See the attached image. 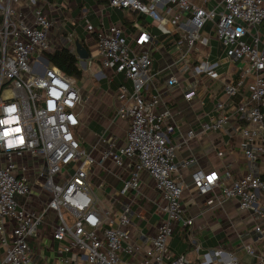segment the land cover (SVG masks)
<instances>
[{
	"label": "built area",
	"instance_id": "2783aa9c",
	"mask_svg": "<svg viewBox=\"0 0 264 264\" xmlns=\"http://www.w3.org/2000/svg\"><path fill=\"white\" fill-rule=\"evenodd\" d=\"M41 1L0 0L1 264H40L29 241L38 236L50 213L51 239L59 243L55 264H264V36L259 28L264 0H107L108 7L149 18L162 35L175 37L173 63L178 73L170 75L166 85H178L179 75L191 72L196 79L183 92L185 100L197 95L201 74L223 84V97L214 102L215 114L201 123V130L230 125L240 138L247 170L234 177L228 168L221 173L198 168L191 172V181L209 207L236 199L239 208L253 216L250 232L256 237L254 243L235 250L224 246L201 254L196 250L193 261L169 249L175 226L185 229L193 224L181 203L185 188L181 171L196 160L175 161L170 109L158 111L159 97L149 91L155 81L151 67L156 37L145 26L132 34L122 22L111 23L97 32L93 55L81 62L86 67L98 63L95 73L106 70L109 81L122 78L116 114L128 122L125 141L102 137L98 163L109 160L128 174L107 208L98 203L90 184L97 160L77 136L83 95L73 77L46 63L55 20L43 11ZM206 25L208 32L202 31ZM211 33L225 56L240 62L236 78L219 76L209 63ZM192 56H198V63L191 64ZM217 154L224 155L221 150ZM141 171L154 180L163 216L145 244L136 243L130 232L133 198L119 200L138 192Z\"/></svg>",
	"mask_w": 264,
	"mask_h": 264
},
{
	"label": "crops",
	"instance_id": "0c3cea01",
	"mask_svg": "<svg viewBox=\"0 0 264 264\" xmlns=\"http://www.w3.org/2000/svg\"><path fill=\"white\" fill-rule=\"evenodd\" d=\"M58 1L57 6L45 3L44 0L40 2V5L49 17L56 21L60 19L64 21V31L71 34L73 45L78 39L86 48L94 47L93 39L97 32L102 27L106 29L111 23L118 22H122L129 33L136 34L138 27L145 26L156 37L152 47L151 67L155 81L149 86V91L159 97L158 111L166 107L170 109L169 120L174 125L170 140L177 146L175 161L179 162L189 157H194L196 160L187 169L181 171V178L185 184L181 203L186 216L194 219L193 224L185 229L179 224L175 226L169 249L175 256L184 254L193 261L196 250L200 254L211 252L220 246L235 250L242 244L254 243L256 235L250 232L253 224V216L250 212L240 209L236 199H225L217 207L207 206L204 196L196 192L191 181V172L198 168L205 171L216 170L219 173L228 168L234 177L242 176L247 170V163L238 145L240 138L237 133L232 132L230 125L216 131L202 132L201 130V123L207 122L215 114L214 102L223 97L222 82L201 74L196 85L197 95L192 100H185L183 92L196 79L191 72L180 74L178 85L173 87L166 85V79L178 73L173 63L176 55L174 36L162 35L149 18L108 7L107 0H78L76 3L71 0L68 4H63L62 0ZM100 18H102V25ZM168 18L171 21L173 19L172 16ZM208 30L210 29L206 25L202 31L208 32ZM68 48L75 53L70 46ZM90 54L93 55L92 52ZM197 57L192 56V65L198 63ZM208 61L219 76L228 74L236 78L241 66L240 62L225 56L212 33ZM80 64L93 72L99 70L96 62L88 67L79 62ZM103 73L109 74L106 70ZM103 73H99L100 76L96 79L100 85L90 87L83 95L84 100L79 115L82 119L80 140L97 160L90 172L92 191L95 194L92 187L95 183L97 189L102 191L108 201L112 193L117 192L121 179L127 177L128 171L113 165L109 160L98 163L100 152L104 147L101 138L110 136L119 144H123L128 122L116 114L120 104L117 84L109 81V77H104ZM189 131L190 136L187 135ZM219 150L224 153L222 157L217 154ZM139 176L138 192L120 197L119 200L133 198L130 232L136 243L145 244L155 234L163 216L157 208L159 193L155 188L154 180L145 171H141ZM30 179L33 181V177ZM33 188V195H35L36 188L35 186ZM51 221H53L52 213L47 216V224L39 227L38 236L29 241L33 254L40 264H55V254L59 243L51 239L53 230ZM238 254L241 259H247L242 251H238ZM2 255L3 248L0 246V264ZM128 257L123 252L122 258L127 260Z\"/></svg>",
	"mask_w": 264,
	"mask_h": 264
},
{
	"label": "rangeland",
	"instance_id": "374dc122",
	"mask_svg": "<svg viewBox=\"0 0 264 264\" xmlns=\"http://www.w3.org/2000/svg\"><path fill=\"white\" fill-rule=\"evenodd\" d=\"M89 9V7H87ZM83 22V21H81ZM64 21L63 20H58L56 21L55 20V28L53 29V35H50L51 37V48L50 50L45 54L46 57H47V54L48 53H51L53 52L55 49H57L58 47H61V46H70V48H73V45H72V41H68V33H66L64 31ZM259 28L261 30V33L262 35L264 36V24L262 25L261 27V24L259 25ZM158 30V28H157ZM159 31V30H158ZM160 32V31H159ZM157 35H159L158 33H156ZM156 35V36H157ZM170 36V35H168ZM90 48V49H89ZM87 47L86 49L88 50L89 53H94V47L91 46V47ZM91 50V52L89 51ZM94 62L90 63L91 65L93 64ZM79 68L82 72V76L80 78H74L75 82H76V87L81 90L80 92L82 93V95L85 94V92L88 91V89L92 86H99L100 82L98 83V81L96 80L97 77H99L100 75H95V71H91L90 69H87V68H84L81 66V64L79 65ZM94 70V69H92ZM120 79L122 80V78L120 76H114V83L118 84V83H121ZM125 86L130 90L131 88V85H130V82H127V83H124ZM84 105L86 106L85 104V101H84ZM78 138L81 137V133L79 132L77 134ZM92 187L95 191V194L98 198V203L102 204V205H105L107 208L111 206V203L108 201H106V197L104 196V194L102 193V191H100L99 189H97V185L95 183L92 184Z\"/></svg>",
	"mask_w": 264,
	"mask_h": 264
},
{
	"label": "trees",
	"instance_id": "16d2710c",
	"mask_svg": "<svg viewBox=\"0 0 264 264\" xmlns=\"http://www.w3.org/2000/svg\"><path fill=\"white\" fill-rule=\"evenodd\" d=\"M263 24L264 20L261 23V27ZM47 59L49 65L58 67L62 73L69 77L78 79L82 76V72L79 68V58L67 46L58 47L53 52L48 53Z\"/></svg>",
	"mask_w": 264,
	"mask_h": 264
},
{
	"label": "water",
	"instance_id": "95a60500",
	"mask_svg": "<svg viewBox=\"0 0 264 264\" xmlns=\"http://www.w3.org/2000/svg\"><path fill=\"white\" fill-rule=\"evenodd\" d=\"M74 50L80 62H84L85 60H87L89 52L78 39L74 41ZM46 63H48V59L46 60Z\"/></svg>",
	"mask_w": 264,
	"mask_h": 264
},
{
	"label": "snow or ice",
	"instance_id": "6c2138e0",
	"mask_svg": "<svg viewBox=\"0 0 264 264\" xmlns=\"http://www.w3.org/2000/svg\"><path fill=\"white\" fill-rule=\"evenodd\" d=\"M211 179V178H210Z\"/></svg>",
	"mask_w": 264,
	"mask_h": 264
}]
</instances>
